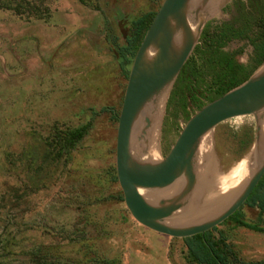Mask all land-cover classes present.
Listing matches in <instances>:
<instances>
[{"label":"rangeland","instance_id":"obj_1","mask_svg":"<svg viewBox=\"0 0 264 264\" xmlns=\"http://www.w3.org/2000/svg\"><path fill=\"white\" fill-rule=\"evenodd\" d=\"M84 1L0 0V264H193L182 240L153 233L130 216L115 172L114 116L128 78L120 70L118 48L125 46L132 22L155 14L163 0ZM234 1L210 29L238 18ZM239 2L247 9L246 0ZM224 51L239 53L236 64L252 68V49L244 42ZM202 86L183 89L181 109L168 99L161 159L198 105L206 106ZM89 122L91 130L76 152L57 160L50 148L52 127L75 129ZM246 129L253 132L252 142L243 149L239 139ZM254 134L253 117L217 127L208 166L213 177L203 198L208 209L239 184ZM235 181L224 195L216 191ZM189 211L186 216L199 214L194 206ZM238 218L264 230L258 210L243 206ZM212 235L222 237L241 261L264 263V233L227 221Z\"/></svg>","mask_w":264,"mask_h":264},{"label":"water","instance_id":"obj_2","mask_svg":"<svg viewBox=\"0 0 264 264\" xmlns=\"http://www.w3.org/2000/svg\"><path fill=\"white\" fill-rule=\"evenodd\" d=\"M233 0H163L134 56L117 118L115 172L123 203L145 229L184 240L219 227L246 203L264 177V64L244 83L193 115L164 159L159 134L175 82L205 26ZM253 117L254 144L247 169L216 207L203 205V174L222 123ZM156 127L158 151L150 137ZM201 190V191H200ZM195 207L198 215L186 216ZM190 212V211H189Z\"/></svg>","mask_w":264,"mask_h":264},{"label":"trees","instance_id":"obj_3","mask_svg":"<svg viewBox=\"0 0 264 264\" xmlns=\"http://www.w3.org/2000/svg\"><path fill=\"white\" fill-rule=\"evenodd\" d=\"M246 1L248 3L247 9L239 0L232 3L238 13V18L233 22L223 23L214 29L209 28V23L205 26L198 45L175 82L169 97L170 104L176 100L181 109L183 89L187 85L194 88H200L203 85L202 92L207 100V105L244 83L264 64V0ZM78 2L81 5L85 4L84 0H78ZM7 10L12 11L17 16L21 15L18 8L7 7ZM46 13L48 19L49 13L47 11ZM155 14L144 15L132 22L130 35L126 39L125 46L118 48L119 67L124 75H128V67L131 66ZM232 42H244L251 47L252 68L250 70H244L236 64L235 57L239 53L224 51ZM194 56L199 59V64L192 63ZM204 75L209 77V81L203 80ZM204 106L199 104L197 111ZM114 119L117 123L116 116ZM91 127V122L75 129H62L56 125L53 126L50 140L51 154L59 161L64 158L68 160L88 135ZM252 133L250 129L242 131L239 139L241 148L245 149L251 144ZM244 206L258 210L259 215L264 214V177ZM239 211L227 221L235 222L236 226L253 232L264 233L263 229L240 221L238 218ZM216 230L217 228L204 236L198 235L182 240L187 249L188 262L193 264H264L263 262H244L238 259L222 237H213L212 233Z\"/></svg>","mask_w":264,"mask_h":264},{"label":"bare ground","instance_id":"obj_4","mask_svg":"<svg viewBox=\"0 0 264 264\" xmlns=\"http://www.w3.org/2000/svg\"><path fill=\"white\" fill-rule=\"evenodd\" d=\"M157 137H158V134H157V130H156V127L154 126L153 130H152V134H151V137H150V149L152 151V155L153 156H156L157 155V151H158V141H157ZM215 155V154H214ZM217 163V162H216ZM211 170V169H210ZM218 172V171H217ZM217 176V175H216ZM220 176V175H219ZM206 177V178H205ZM211 177H213V173L212 172H208V168H206L204 174H203V182L201 183V187L200 189H202V191H206L208 188H209V183H210V180H211ZM240 179V178H239ZM239 180H237L238 182ZM236 181L231 184L229 183H223L222 185H220L219 188H217V192L218 194L221 193L224 195V193H226L227 190L231 189L232 186L238 184ZM201 191V190H200ZM218 197V196H217ZM205 206V205H204ZM197 212V211H196Z\"/></svg>","mask_w":264,"mask_h":264},{"label":"flooded vegetation","instance_id":"obj_5","mask_svg":"<svg viewBox=\"0 0 264 264\" xmlns=\"http://www.w3.org/2000/svg\"><path fill=\"white\" fill-rule=\"evenodd\" d=\"M170 150H171V149H170ZM168 153H169V152H168ZM166 156H167V154H166ZM166 156H165V157H166Z\"/></svg>","mask_w":264,"mask_h":264}]
</instances>
